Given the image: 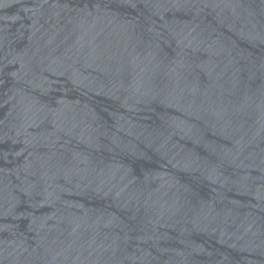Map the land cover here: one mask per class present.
<instances>
[{
    "label": "water",
    "instance_id": "water-1",
    "mask_svg": "<svg viewBox=\"0 0 264 264\" xmlns=\"http://www.w3.org/2000/svg\"><path fill=\"white\" fill-rule=\"evenodd\" d=\"M0 264H264V0H0Z\"/></svg>",
    "mask_w": 264,
    "mask_h": 264
}]
</instances>
